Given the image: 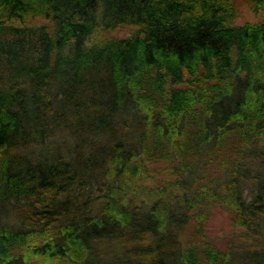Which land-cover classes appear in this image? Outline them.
Segmentation results:
<instances>
[{
	"label": "trees",
	"instance_id": "obj_1",
	"mask_svg": "<svg viewBox=\"0 0 264 264\" xmlns=\"http://www.w3.org/2000/svg\"><path fill=\"white\" fill-rule=\"evenodd\" d=\"M241 1L264 11L0 0V264H90L110 237L134 240L136 264H169L173 221L174 264H264L245 242L264 233V173L249 166L264 161V17L237 21ZM59 130L74 153L52 149ZM160 160L175 177L149 181ZM216 206L237 227L230 244L205 227Z\"/></svg>",
	"mask_w": 264,
	"mask_h": 264
},
{
	"label": "rangeland",
	"instance_id": "obj_2",
	"mask_svg": "<svg viewBox=\"0 0 264 264\" xmlns=\"http://www.w3.org/2000/svg\"><path fill=\"white\" fill-rule=\"evenodd\" d=\"M264 17V11L255 12L248 3L245 1L240 2V11L236 17L237 21H244L247 19L256 20ZM128 27H119L114 29V31L118 33H125L128 31ZM133 130L137 131L136 128L133 127ZM65 130H59L55 138L60 142V145L50 140L48 147L50 148V144L52 143V149L57 150L58 148L63 150H73L74 144L77 142L78 137L69 132H64ZM134 135L128 133V137L132 138ZM129 138V139H130ZM88 141H84L83 146L81 147L83 153L88 151L87 145ZM260 150L264 151V141L261 142ZM41 152V150H40ZM104 155L99 156V163H102V159H104ZM260 159L253 160L249 166L251 167V171H261L264 173V161ZM153 168L152 171L155 173V177H150L148 180L160 181L165 178L166 181L171 180L175 177V173L169 171V167L166 165V162L163 160L160 161H152ZM91 166V165H90ZM93 166L99 167V165L94 164ZM191 172L187 171L185 173V177L190 178ZM167 178V179H166ZM171 183V182H170ZM144 199H156V194L147 195ZM147 203L150 200L146 201ZM183 222H172L168 227V232L165 234L164 238L161 240V247L158 255H163L167 258H170L169 264H174V258L180 252L181 247L178 246L177 240L180 236V230L183 227ZM205 227L207 230L215 235L220 236L223 241L227 244L235 238L236 239V230L237 227L232 223L231 217L229 215V211L223 207L216 206L212 207V212L208 219L205 222ZM264 230V227H263ZM170 231V232H169ZM154 241H158V237H154ZM246 246L252 245L254 243L257 246L264 247V233L257 235L251 241H245ZM134 240L126 239L124 237H110V238H102L95 244V248L92 254V262L90 264H136V258L138 253L133 251H128L126 248L133 244ZM150 253H147L148 255ZM59 264H73V263H59Z\"/></svg>",
	"mask_w": 264,
	"mask_h": 264
}]
</instances>
